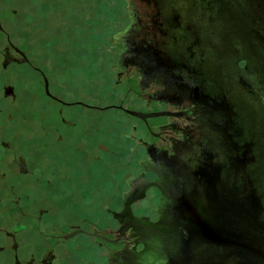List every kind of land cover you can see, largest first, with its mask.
Listing matches in <instances>:
<instances>
[{
  "label": "water",
  "instance_id": "95a60500",
  "mask_svg": "<svg viewBox=\"0 0 264 264\" xmlns=\"http://www.w3.org/2000/svg\"><path fill=\"white\" fill-rule=\"evenodd\" d=\"M112 87L129 158L94 222H0L13 264H264V0H126ZM103 62L96 65L100 72ZM47 91L51 94L48 83Z\"/></svg>",
  "mask_w": 264,
  "mask_h": 264
},
{
  "label": "rangeland",
  "instance_id": "374dc122",
  "mask_svg": "<svg viewBox=\"0 0 264 264\" xmlns=\"http://www.w3.org/2000/svg\"><path fill=\"white\" fill-rule=\"evenodd\" d=\"M6 1L10 2L12 13L7 16L12 30L22 41L25 39L30 52L47 66L54 90L63 79L64 99H81L103 106L123 97L118 87L109 90L116 72L107 68L118 57L117 18L127 12L126 0ZM99 62L105 68L100 72L96 69ZM40 99L43 102L33 98L23 100L16 113L25 118L24 123L30 116L27 126L36 130L39 128L36 118L44 107L48 134L53 137L59 132L64 134V150L60 153L63 159L58 158L55 170L59 176L56 191L59 197L46 196L45 203L50 208L53 203L54 209L68 218L62 224L75 212L85 214L84 205L87 210H94L99 219L103 212L100 204L109 200L116 183L109 176L110 160L124 162L129 158L130 138L125 131L130 126L120 120L124 112L116 108L62 104L50 97ZM62 116L64 121L60 120ZM75 137L80 141L79 148L75 146ZM70 144H73L71 148H67Z\"/></svg>",
  "mask_w": 264,
  "mask_h": 264
},
{
  "label": "flooded vegetation",
  "instance_id": "af4514ba",
  "mask_svg": "<svg viewBox=\"0 0 264 264\" xmlns=\"http://www.w3.org/2000/svg\"><path fill=\"white\" fill-rule=\"evenodd\" d=\"M9 5L10 2L0 0V222L6 221L11 214L20 211L19 205L12 199L16 194H20L22 209L32 215L39 214L38 207L41 204L47 207L46 196L59 197L56 192L59 176L55 170L58 168V158L60 161L63 159L60 153L64 150V134L59 132L56 137L48 134L47 114L44 107L41 108L40 117L36 118L39 121V128L36 130L28 128L30 116L26 117L27 121L24 123L25 118L16 113L20 111L21 103L24 104L23 100L33 98L34 101L43 102L41 97H50L62 104H83L89 108L101 109L116 108L124 113L127 107L124 97L103 106L81 99H64L63 79H60L58 88L54 90L47 66L39 62L30 52L24 43L25 39L22 41L12 30L7 16L12 13ZM47 83L51 94L47 91ZM63 118L62 116L60 120L62 121ZM60 130L62 131V126ZM75 139H77L75 146L79 148L80 141L76 137ZM135 143L136 141L130 138L129 144ZM72 145L67 148H71ZM51 154L57 155L52 158ZM54 207L52 203L51 208L48 207V212L42 213L39 228L45 226L46 230H51L54 224L55 227L61 226L62 229H67V222L77 223L85 215L75 212L72 218L63 223L66 226L62 227L64 225L61 221L68 218L63 216V213H58ZM87 218L94 222L100 220L97 219L94 210H88ZM13 262L12 246H6L5 251H0V264H13Z\"/></svg>",
  "mask_w": 264,
  "mask_h": 264
}]
</instances>
